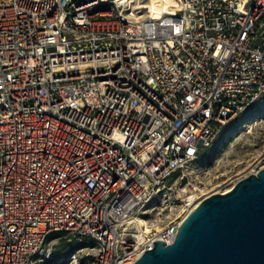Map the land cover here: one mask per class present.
<instances>
[{
  "label": "built area",
  "instance_id": "built-area-1",
  "mask_svg": "<svg viewBox=\"0 0 264 264\" xmlns=\"http://www.w3.org/2000/svg\"><path fill=\"white\" fill-rule=\"evenodd\" d=\"M175 2L0 0V264L175 243L189 168L264 97V0Z\"/></svg>",
  "mask_w": 264,
  "mask_h": 264
},
{
  "label": "water",
  "instance_id": "water-1",
  "mask_svg": "<svg viewBox=\"0 0 264 264\" xmlns=\"http://www.w3.org/2000/svg\"><path fill=\"white\" fill-rule=\"evenodd\" d=\"M154 243L135 264H264V170L204 198L174 244Z\"/></svg>",
  "mask_w": 264,
  "mask_h": 264
},
{
  "label": "rangeland",
  "instance_id": "rangeland-1",
  "mask_svg": "<svg viewBox=\"0 0 264 264\" xmlns=\"http://www.w3.org/2000/svg\"><path fill=\"white\" fill-rule=\"evenodd\" d=\"M128 6L132 16L157 14L169 6L168 0H118ZM175 1V0H174ZM149 5L152 8L138 6ZM171 8V7H170ZM141 11V14L138 12ZM264 156V97L255 102L239 119L225 126L217 142L200 156L199 161L188 170L189 182L184 197L195 193L228 188L227 183L256 169L258 160ZM183 213L179 209L177 215Z\"/></svg>",
  "mask_w": 264,
  "mask_h": 264
},
{
  "label": "bare ground",
  "instance_id": "bare-ground-1",
  "mask_svg": "<svg viewBox=\"0 0 264 264\" xmlns=\"http://www.w3.org/2000/svg\"><path fill=\"white\" fill-rule=\"evenodd\" d=\"M103 1H109V0H103ZM115 1L118 2L123 8H125L126 11L128 10V8H127L128 6L122 4L118 0H115ZM168 2H169V6L168 7L161 9L157 14L153 13V15L160 16L161 14L167 13V12H169L171 10L170 7H174L176 5V2L174 0H168ZM140 8H152V6L142 5V6H138L137 8H135V10H138ZM131 13H132V11H131ZM138 13L141 14V11H139ZM143 16L144 15H139L136 18H141ZM234 184H235V182L231 186H229L228 188H226V189L224 188L223 190L221 189V190H216V191H215V189H213L210 192H213L214 191V193L226 194V193L230 192L231 190H233V188H234L233 185ZM210 192H205V193H203L201 195L198 194V193H195L192 197H190L189 200H188V202H189V205L191 206V209L194 210L196 207H198L199 204L201 203V201L203 200V198L207 194H209ZM139 225H141L143 227L145 226V221L142 218L139 219ZM147 227H149V226H147ZM147 232H150V228H148V231Z\"/></svg>",
  "mask_w": 264,
  "mask_h": 264
}]
</instances>
